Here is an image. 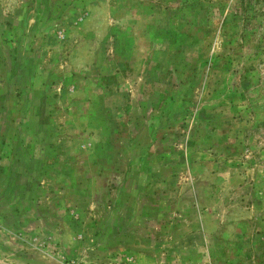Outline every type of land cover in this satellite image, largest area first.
<instances>
[{
	"label": "rangeland",
	"instance_id": "rangeland-1",
	"mask_svg": "<svg viewBox=\"0 0 264 264\" xmlns=\"http://www.w3.org/2000/svg\"><path fill=\"white\" fill-rule=\"evenodd\" d=\"M113 1L0 0V62L15 61L14 77L26 85L38 77L49 86L45 101L32 102L40 113L9 118V140L34 141L41 154L0 147V264H264V0H126L114 21ZM150 7L160 21L154 38L163 40L153 48L141 37L150 20L139 18ZM115 26L121 34L110 39ZM103 58L122 62V76L142 83L141 102L152 91L161 95L152 96L155 113L170 99L177 114L182 103L174 93L189 82L188 111L199 106L215 115L207 127L192 119L175 124L179 131L158 148L174 147L175 156L188 145L191 163L156 187V213L148 205L118 204L124 202L116 192L119 153L102 143L125 142L124 113L84 114V80L94 81L95 95L116 85L114 75L92 70ZM152 78L161 82L154 89ZM59 79L63 90L56 92ZM73 82L78 113L68 102ZM54 93L66 97L61 113ZM27 124L31 138L21 131ZM213 126L219 127L210 134ZM145 136H138L144 145ZM68 142L76 147L69 150ZM122 152L127 158L129 149ZM70 155L71 184L64 181L69 167L58 175L55 162ZM108 254L120 260L109 262Z\"/></svg>",
	"mask_w": 264,
	"mask_h": 264
},
{
	"label": "crops",
	"instance_id": "crops-1",
	"mask_svg": "<svg viewBox=\"0 0 264 264\" xmlns=\"http://www.w3.org/2000/svg\"><path fill=\"white\" fill-rule=\"evenodd\" d=\"M129 1V0H127ZM126 0H116L113 1L112 4H110L111 10L113 12L119 11L118 14H115L116 16H111V19L114 21L116 18H119L120 14H122L123 11L126 9ZM144 1V0H139ZM124 2V3H123ZM141 2H136L135 4L141 5ZM151 12L150 13H141L139 15L140 20H150L147 24L141 28V37L145 39V45L146 47L153 48V45L157 46L156 44H161L162 39H155L156 31L153 29L156 25L159 24V17L158 13H152V7H150ZM122 11V12H121ZM154 12V11H153ZM158 14V15H156ZM110 18V17H109ZM115 30L112 31L111 36H109L110 39H116L117 33L121 34V27H113ZM108 51V50H107ZM133 50L129 49V52L132 53ZM50 52V51H47ZM110 53V50L108 51ZM112 53L114 51L112 50ZM0 55L1 49H0ZM108 56V54H107ZM109 57V56H108ZM11 61V60H10ZM9 65H7L5 62H0V73L2 75L0 76V147L8 149L15 148H24L27 150L34 149L38 151V154H41V151L43 149V146L34 145V141H24L18 140V142H12V140H9L10 138V130L12 127H10V120L9 118H12L14 116V113H23V115H30L31 113H40L38 106V110L34 109L32 106V102L40 105L43 101H45L46 92L48 90V85L45 83V81L38 80V77L36 78H29L31 79L29 83L26 85L25 80L21 81L15 78L14 71H18L19 69L15 66V61L8 62ZM93 64V63H91ZM19 66V64H18ZM27 67V65L24 63L23 67ZM93 67V66H91ZM94 68H97L99 71L97 73V76L101 75H114V84L111 88L106 89V87H103V90L97 91V94H94V90L92 89L94 85V81H91V79L84 80V84H86V92L84 96V106H85V115L88 116L90 114L89 119L93 117L94 113H102V116L105 117H112V114H118V119L123 114V122L125 123L126 131L122 132L125 133V142L119 141L115 144H111L110 142H103L102 146L104 148H107L108 150L112 147H116L118 151V157H119V163L117 164L119 166V171L116 174L117 175V194L119 197H122L124 202H118V204L121 205V207L125 206L128 207V204L132 205V207L137 208L138 205L149 206V208H152L153 212H157V210L153 209L156 205L151 200L152 197H155V191L156 187L159 185H166L167 182L172 181V177L175 175L174 170H178V167L183 166H189L191 163L189 153L188 145H185L182 147L183 151H177L175 156L173 155L174 147L169 148L170 152L168 153L167 150H165V153L161 152L159 153V147H165L168 144V136L172 135L176 132L174 130L175 124H179L180 128L183 127V125H188V121L192 119L195 123H201L205 127H207L206 123L210 120H215V115L210 113L206 114L202 112L201 107H197L195 111H188L189 105L185 101V97L188 96L189 93H185L184 90L185 86H188L189 82H186L183 85H179L180 87H183L180 91H175V95H180L175 98L176 102L182 103L181 109L177 111V114L172 112V102H170V99H166V103L163 109V113H156L152 111L151 109V102L153 101V94L157 91H152L149 100L146 101V103H143L141 101L144 100L146 97V94L142 92L141 89V82H131L128 78H124L122 76L123 73V63L121 62H111L109 61V58L106 62H104V58L100 65H95ZM32 69V68H31ZM32 72V71H31ZM2 77V78H1ZM26 80H29L25 78ZM54 81V80H53ZM97 79H95V82ZM55 82V87L57 86V91L63 90V84L62 80L59 79ZM152 88L154 89V86L161 83L160 80H156V78H152L150 82ZM71 88L69 89L70 92L73 91V85L74 82L71 83ZM29 87L27 90L24 89V87ZM75 89H78V86L75 87ZM74 89L73 94H69L68 102L69 106L73 107V110L70 111V113H78L77 111V95L76 90ZM31 90V92H28ZM152 90V89H151ZM158 98H160V94ZM224 95V94H223ZM58 96V98H57ZM53 97L57 98L58 101V107H56L54 110L59 111L61 113L62 103L64 98L62 93H54ZM147 98V97H146ZM59 99V100H58ZM97 99H99L97 101ZM20 100V101H19ZM22 100V102H21ZM117 101H121L120 104H117L115 106V103ZM101 102V108L97 107L95 103ZM125 102V104H124ZM137 102H140V105L142 107L138 108ZM16 103H20V105H17ZM136 103V104H135ZM71 109V108H70ZM192 112V113H191ZM129 113V114H128ZM4 118L6 120H4ZM9 121V124L7 122ZM86 125H89V121H86ZM220 125V124H219ZM177 126V125H176ZM219 126H213V131L209 132L210 134L217 132L216 128L218 129ZM34 127H32V124H27L26 127H22L21 131H25V135H27V138H31L33 136L32 130ZM179 130H177L178 132ZM141 134L146 135L145 137L148 139V143L144 145L139 141L138 136H141ZM190 134V133H189ZM206 142V141H205ZM75 143V142H74ZM163 143V144H162ZM16 144V145H13ZM66 147L70 150L71 148L76 147V143L73 144L71 142H68L66 144ZM94 148L92 144H89V147H87V151H89V163H90V171L93 170L94 167V154L91 152V150ZM125 148L129 149L128 155L125 157V152H122V150L125 151ZM7 149V150H8ZM113 149V148H112ZM32 153V150H30ZM36 151V152H37ZM123 153V154H122ZM32 159H27L26 161H31ZM42 160V159H41ZM75 158L73 159L70 155L69 157H65V159L59 163L58 161H55L57 163L56 166H58L59 172L57 174H64L67 172L69 175L67 180L73 182L76 181V179H73L72 172L73 168L71 163H74ZM88 160V157H87ZM8 161V160H7ZM36 162L35 160L32 161V163ZM10 166L13 168L16 166L17 163H10ZM7 163V164H8ZM76 163V161H75ZM8 164V165H9ZM38 164V163H36ZM106 164V158L105 155H103L102 158V165ZM112 165L114 162L111 163ZM7 165V166H8ZM18 165V164H17ZM62 166H67L69 169L65 172H63L61 169ZM109 167V166H108ZM9 176V175H8ZM133 188L131 189L130 185L133 184ZM167 188V187H166ZM115 192V196H116ZM113 197V196H112ZM135 199V202H134ZM138 199H141V201H138ZM124 208V207H123ZM147 213V212H146ZM184 213V212H183ZM122 244V243H120ZM124 245V244H122ZM108 260L109 262H118L120 260V257H114L111 254H108Z\"/></svg>",
	"mask_w": 264,
	"mask_h": 264
},
{
	"label": "trees",
	"instance_id": "trees-1",
	"mask_svg": "<svg viewBox=\"0 0 264 264\" xmlns=\"http://www.w3.org/2000/svg\"><path fill=\"white\" fill-rule=\"evenodd\" d=\"M187 1H194V0H185L184 2H187ZM195 2V1H194Z\"/></svg>",
	"mask_w": 264,
	"mask_h": 264
}]
</instances>
